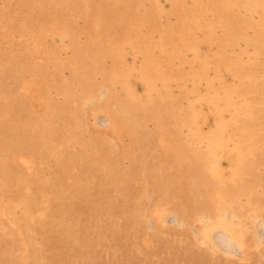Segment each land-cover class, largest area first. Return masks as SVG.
<instances>
[{
	"label": "rangeland",
	"instance_id": "rangeland-1",
	"mask_svg": "<svg viewBox=\"0 0 264 264\" xmlns=\"http://www.w3.org/2000/svg\"><path fill=\"white\" fill-rule=\"evenodd\" d=\"M0 264H264V0H0Z\"/></svg>",
	"mask_w": 264,
	"mask_h": 264
},
{
	"label": "bare ground",
	"instance_id": "bare-ground-1",
	"mask_svg": "<svg viewBox=\"0 0 264 264\" xmlns=\"http://www.w3.org/2000/svg\"><path fill=\"white\" fill-rule=\"evenodd\" d=\"M250 78V77H249ZM263 80V79H262ZM260 83V82H259ZM41 98V97H40ZM111 113H110V115L108 116V120H109V122H114L115 123V120H116V118H115V116H114V113L112 112V111H110ZM103 113H104V110H103ZM117 113V112H116ZM157 122V121H156ZM117 123V122H116ZM159 125V124H158ZM122 126V125H121ZM118 128V127H117ZM258 233V232H257Z\"/></svg>",
	"mask_w": 264,
	"mask_h": 264
}]
</instances>
